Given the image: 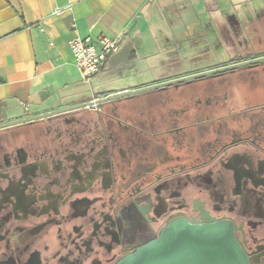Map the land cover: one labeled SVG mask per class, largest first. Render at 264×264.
<instances>
[{"label": "flooded vegetation", "instance_id": "obj_1", "mask_svg": "<svg viewBox=\"0 0 264 264\" xmlns=\"http://www.w3.org/2000/svg\"><path fill=\"white\" fill-rule=\"evenodd\" d=\"M223 66L1 130L0 264H117L177 221L264 264V67L168 84Z\"/></svg>", "mask_w": 264, "mask_h": 264}, {"label": "crops", "instance_id": "obj_2", "mask_svg": "<svg viewBox=\"0 0 264 264\" xmlns=\"http://www.w3.org/2000/svg\"><path fill=\"white\" fill-rule=\"evenodd\" d=\"M220 2L0 0V125L88 103L100 93L131 90L147 81H136L147 68L154 75L160 71L150 80L174 78L188 60L168 48L174 40H204L208 49L238 43L234 49L241 58L236 62L264 56V0L247 1L241 11V3L229 2L235 9L227 12L216 9ZM211 6L216 10L203 14ZM57 9L60 15L53 14ZM194 23L201 37L189 36ZM163 24L172 30L170 36ZM101 35H121V46L105 69L86 82L68 43ZM229 63L235 62L206 67Z\"/></svg>", "mask_w": 264, "mask_h": 264}, {"label": "water", "instance_id": "obj_3", "mask_svg": "<svg viewBox=\"0 0 264 264\" xmlns=\"http://www.w3.org/2000/svg\"><path fill=\"white\" fill-rule=\"evenodd\" d=\"M262 63L264 56L223 66L224 68L188 75L168 84L202 79L224 71ZM151 89L126 90L109 95L100 93L96 99L88 103L1 124L0 131L27 122H37L83 110L87 106L105 105ZM117 264H249V262L228 224L195 226L177 221L169 225L158 240L136 250Z\"/></svg>", "mask_w": 264, "mask_h": 264}, {"label": "rangeland", "instance_id": "obj_4", "mask_svg": "<svg viewBox=\"0 0 264 264\" xmlns=\"http://www.w3.org/2000/svg\"><path fill=\"white\" fill-rule=\"evenodd\" d=\"M250 1V0H222V2H226L225 4H223L222 2H220L217 6L216 9H218L220 12H227V11H234V7H232L233 5L229 2H238L241 3V9H237V11H241L242 9V5L243 3ZM223 5V7H222ZM237 8V7H236ZM214 9V7H209L208 9L204 8V12L203 14L208 10V11H213L216 10ZM204 16V15H203ZM198 23V22H197ZM183 26H187V24H184ZM193 26L191 31V34H189V36H193L194 37H201V34L199 33H195L197 31L196 28V23H194V25H190ZM163 31L169 33L168 36H170V34L172 33L170 27L168 24H163ZM195 29V30H194ZM214 38V37H213ZM211 39L210 43L211 45H214L215 47L217 46V41L214 39ZM204 40H200V39H195L193 41L188 40V41H180V40H174L172 41V44H170V46L168 47L169 49L172 50V53L174 54H180V56H183L185 59L188 58L187 60V65L186 67H183L182 71H176V73H187L193 70H202L205 68H208L206 66H208V64L212 63L213 64H223L225 62H229V61H238L240 60L239 58L241 57H236L238 49H234V45L238 44V43H231V49L226 48V47H222L221 46L219 48H213V46H209V49L206 47V45L204 44ZM208 50V51H207ZM194 60V61H193ZM261 67H264V63L261 64ZM146 69V68H145ZM144 70V69H143ZM150 69H146L144 70V73L142 75V73H140L139 77L137 78L136 81H144V80H150L153 79V77L155 78L158 74L160 73L159 68H157L155 75L148 71ZM129 74V72H128ZM131 74V72H130ZM163 74V71H162ZM173 74H175V71H173ZM134 81V79L132 80Z\"/></svg>", "mask_w": 264, "mask_h": 264}, {"label": "built area", "instance_id": "obj_5", "mask_svg": "<svg viewBox=\"0 0 264 264\" xmlns=\"http://www.w3.org/2000/svg\"><path fill=\"white\" fill-rule=\"evenodd\" d=\"M54 15H60L57 9ZM122 36L101 35L97 39L77 37L69 41L68 47L82 78L86 82L105 69L108 58L120 49Z\"/></svg>", "mask_w": 264, "mask_h": 264}, {"label": "trees", "instance_id": "obj_6", "mask_svg": "<svg viewBox=\"0 0 264 264\" xmlns=\"http://www.w3.org/2000/svg\"><path fill=\"white\" fill-rule=\"evenodd\" d=\"M240 62V61H239Z\"/></svg>", "mask_w": 264, "mask_h": 264}]
</instances>
